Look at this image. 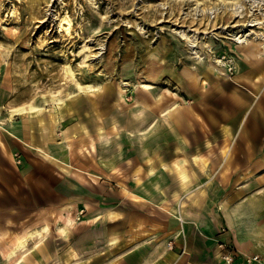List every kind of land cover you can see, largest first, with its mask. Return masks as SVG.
I'll use <instances>...</instances> for the list:
<instances>
[{
	"label": "crops",
	"instance_id": "crops-1",
	"mask_svg": "<svg viewBox=\"0 0 264 264\" xmlns=\"http://www.w3.org/2000/svg\"><path fill=\"white\" fill-rule=\"evenodd\" d=\"M255 53L254 42L234 48L232 82L205 66L194 111L145 135L146 144L152 143L148 153L139 147V134L147 128L136 129L135 123L126 128L125 117L116 141L121 147L114 139L106 142L113 133L108 120L80 125L92 141L84 153L79 142L77 147L54 145L42 123L10 124L13 149L41 154L47 139V156L37 169L23 159L13 193L24 188L28 194L10 197L9 212L1 207L6 198H0V220L15 221L17 229L0 222V232L13 244L16 235L42 231L43 236L30 238L24 254L0 264H225L220 241L231 242L237 251L233 264H264V54L257 58ZM190 71L169 75L187 101L196 89ZM167 100L174 103L172 96ZM91 104L87 112L83 103L72 108L76 115L81 109L80 119L87 113L102 118ZM226 140L230 148L223 156L220 148ZM210 151L211 161L204 167L199 156ZM139 165L141 184L134 175ZM119 182L122 189L132 187L135 199L122 197L120 212L98 206L99 190ZM131 200L148 210L132 211ZM85 205L90 209L82 221L70 225L76 209ZM163 207L164 214L155 209ZM253 254L261 261L247 263L244 255Z\"/></svg>",
	"mask_w": 264,
	"mask_h": 264
},
{
	"label": "rangeland",
	"instance_id": "rangeland-1",
	"mask_svg": "<svg viewBox=\"0 0 264 264\" xmlns=\"http://www.w3.org/2000/svg\"><path fill=\"white\" fill-rule=\"evenodd\" d=\"M254 18L263 23L250 25ZM67 19L71 23L68 30ZM250 28L264 32V3L255 6L253 0H0V198H6L1 207L9 212L10 197L23 198L28 194L24 188L13 193L14 185L19 184L20 166L25 158L33 163V169L45 164L44 143L48 136L54 145L68 143L77 147L79 142L84 153L92 141L90 135L80 132V125L90 127L92 121L99 124L108 120L112 125L116 122L122 131L125 113L129 115L138 99L135 87L122 86L148 81L144 70L148 62L156 63L154 73L160 75L150 81L165 101L176 92L182 94L171 80V72L191 69L197 57L205 65L224 56L235 63L234 48L241 44L229 40L228 34ZM181 30L188 36L197 34L196 47H190ZM79 85L85 89L79 90ZM87 85H93L95 90H87ZM121 88L128 89L126 101L118 103ZM89 101L102 118L92 119L90 113L83 119L76 115L72 106L83 103L87 112ZM30 106L36 109L31 110ZM21 108L24 111H18ZM26 120L46 127L48 135L42 142L41 154L11 147L10 124ZM125 121L124 127L128 128L131 124ZM110 134L117 145L119 137L115 138L114 130ZM67 166L73 170L72 165ZM122 184L100 189L98 206L120 212L122 197L130 195V199H135L132 187L125 185L122 189ZM129 205L135 212L148 210L147 205L133 200ZM87 209V205L76 209L74 223L82 221ZM155 209L159 213L165 211ZM0 222H11L17 229L11 219ZM228 245L233 248L231 242Z\"/></svg>",
	"mask_w": 264,
	"mask_h": 264
},
{
	"label": "bare ground",
	"instance_id": "bare-ground-1",
	"mask_svg": "<svg viewBox=\"0 0 264 264\" xmlns=\"http://www.w3.org/2000/svg\"><path fill=\"white\" fill-rule=\"evenodd\" d=\"M253 3L255 6H259V3H264L262 0H253ZM67 23L69 27H67V30L70 28V20L67 19ZM263 21H255V18L252 19V23L250 25H260L262 24ZM260 27V26H258ZM181 35L183 38H185L188 42L191 48L196 47L197 44V34L194 33L191 36H188L183 30L180 31ZM228 39L236 42L241 45H247L252 39L255 43V48H256V55L257 58H259L262 54H264V32L261 30H255V28H250L249 30H237L233 32V34H228ZM193 53H198L197 51ZM197 57V56H196ZM195 58V57H194ZM198 61L191 67V73L192 76L189 73V77L196 83V89L194 90L193 97L187 101V99L182 98L181 95L176 92L172 94V102L174 103H169V100L163 101L162 97H159L157 90L155 86L151 84V79H155L157 73L156 72L157 68L154 66L156 63L148 62L150 63L144 70L146 71V76L145 78L148 79V81H141L138 83V85H134L132 83H124L122 87H135L136 88V95H138V99L136 100L135 104L131 106V111L129 115L127 116V112L125 113L126 119L128 120L130 118L129 123H135L136 124V129L142 130L144 128H147L146 131H142L139 134V140H140V145L139 147H142L145 150V153H148L149 150H152V143L146 144L147 142L144 141L145 135H147L152 132V134L156 133L158 130H156V127H159L161 124L164 122H169L170 118H179V117H184L188 113H192L194 111V104L197 101L198 96L202 94V91H199L200 88L203 89L204 86L203 84L205 81H202V73H205V66H210L212 67L214 71L218 72L217 74L219 76L225 77V80L228 81H233L234 79L229 78V72L225 69L226 64L224 63L223 59H215L213 63L205 65L204 63H201V59L199 60V57H197ZM218 76V77H219ZM85 89L82 85H79V90ZM87 90L89 91H94L95 87L93 85H87L86 87ZM128 89L121 88L119 91V98H118V103L126 101V91ZM178 100V101H176ZM61 101V100H60ZM152 101V102H151ZM183 101L185 106H182L178 104L177 102ZM151 102V104L149 103ZM91 104V102H89ZM150 104V105H149ZM92 105V104H91ZM155 105V107H153ZM136 107L133 109V107ZM150 106V107H149ZM78 107V106H77ZM31 110H35L36 107L30 106ZM123 109V108H122ZM18 111H24V108L19 109ZM150 111V112H148ZM82 112L81 109L78 107V113ZM132 116V117H131ZM80 128V126H79ZM82 129V128H81ZM116 134L115 138H118V142L121 139V128H119L116 125V122L113 123L112 128L110 131ZM111 133V132H110ZM76 136L75 134L73 137ZM114 137H109V140H107V143H110ZM146 144V145H145ZM230 144L229 142L224 143V145L221 147V155L226 156L227 152L229 151ZM212 149V148H211ZM213 151H210L206 153L205 155H200V160L203 163L204 167H208L209 163L211 161V155ZM143 173V167L139 165L135 171L134 175H136V183L141 184L143 179L140 176V173ZM165 209V208H162ZM167 213L168 210L166 211ZM170 214V213H169ZM68 223L71 225L74 223L73 220H69ZM43 230L48 231V227L44 226ZM42 231H37V232H30L27 233L26 235L20 236L16 235L15 236V243L13 244L12 242H7L6 239L4 238L3 234L0 232V259L2 261H11L14 258L18 257V254H24L27 250L28 242L30 238L33 237H39L42 238ZM5 239V240H4Z\"/></svg>",
	"mask_w": 264,
	"mask_h": 264
},
{
	"label": "built area",
	"instance_id": "built-area-1",
	"mask_svg": "<svg viewBox=\"0 0 264 264\" xmlns=\"http://www.w3.org/2000/svg\"><path fill=\"white\" fill-rule=\"evenodd\" d=\"M219 59H223L224 63L226 64L225 69L229 72V74L233 73L234 69H235V63L233 61V59L231 58H226L224 57H219ZM169 246L171 248H173L172 243L169 244ZM219 247L221 249V254L220 257L222 259V261L225 264H233L236 257L238 256L237 251L232 248L230 245H228V243H224V242H219ZM245 256V261L247 263H253V262H260L261 261V257L259 255L253 254L251 256L248 255H244Z\"/></svg>",
	"mask_w": 264,
	"mask_h": 264
}]
</instances>
